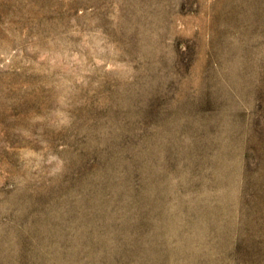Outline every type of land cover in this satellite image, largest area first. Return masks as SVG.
<instances>
[{
	"label": "rangeland",
	"instance_id": "1",
	"mask_svg": "<svg viewBox=\"0 0 264 264\" xmlns=\"http://www.w3.org/2000/svg\"><path fill=\"white\" fill-rule=\"evenodd\" d=\"M0 264H264V0H0Z\"/></svg>",
	"mask_w": 264,
	"mask_h": 264
}]
</instances>
